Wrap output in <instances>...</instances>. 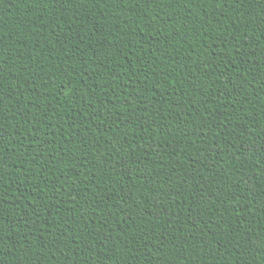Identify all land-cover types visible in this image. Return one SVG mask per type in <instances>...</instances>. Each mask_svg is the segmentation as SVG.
Here are the masks:
<instances>
[{"label":"trees","instance_id":"obj_1","mask_svg":"<svg viewBox=\"0 0 264 264\" xmlns=\"http://www.w3.org/2000/svg\"><path fill=\"white\" fill-rule=\"evenodd\" d=\"M0 264H264V0H0Z\"/></svg>","mask_w":264,"mask_h":264},{"label":"snow or ice","instance_id":"obj_2","mask_svg":"<svg viewBox=\"0 0 264 264\" xmlns=\"http://www.w3.org/2000/svg\"><path fill=\"white\" fill-rule=\"evenodd\" d=\"M45 6H47V5H45Z\"/></svg>","mask_w":264,"mask_h":264}]
</instances>
